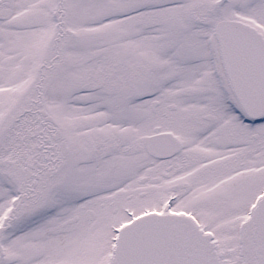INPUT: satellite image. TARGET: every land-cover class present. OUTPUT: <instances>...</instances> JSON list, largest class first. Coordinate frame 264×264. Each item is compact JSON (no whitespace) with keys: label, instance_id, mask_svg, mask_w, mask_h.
<instances>
[{"label":"snow or ice","instance_id":"1","mask_svg":"<svg viewBox=\"0 0 264 264\" xmlns=\"http://www.w3.org/2000/svg\"><path fill=\"white\" fill-rule=\"evenodd\" d=\"M0 264H264V0H0Z\"/></svg>","mask_w":264,"mask_h":264}]
</instances>
